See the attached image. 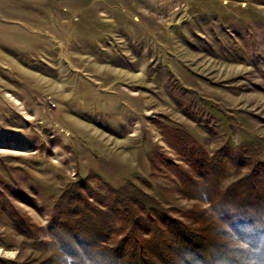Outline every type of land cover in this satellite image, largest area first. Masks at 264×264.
<instances>
[{
    "label": "rangeland",
    "instance_id": "1",
    "mask_svg": "<svg viewBox=\"0 0 264 264\" xmlns=\"http://www.w3.org/2000/svg\"><path fill=\"white\" fill-rule=\"evenodd\" d=\"M172 129L264 162V0H0V258L73 264L41 228L86 179L208 210L151 163Z\"/></svg>",
    "mask_w": 264,
    "mask_h": 264
},
{
    "label": "trees",
    "instance_id": "2",
    "mask_svg": "<svg viewBox=\"0 0 264 264\" xmlns=\"http://www.w3.org/2000/svg\"><path fill=\"white\" fill-rule=\"evenodd\" d=\"M165 135L182 163L157 155L152 165L167 166L180 194L210 208L180 213L131 182L118 189L107 185V195L95 192L89 179L74 183L41 228L73 264H221L222 253L229 264V231L252 244L264 239V162L254 145H226L210 155L181 129ZM229 170L238 179L223 189ZM16 227L32 233L35 226L19 219ZM0 264L18 263L0 258Z\"/></svg>",
    "mask_w": 264,
    "mask_h": 264
},
{
    "label": "clouds",
    "instance_id": "3",
    "mask_svg": "<svg viewBox=\"0 0 264 264\" xmlns=\"http://www.w3.org/2000/svg\"><path fill=\"white\" fill-rule=\"evenodd\" d=\"M227 259L229 264H264V239L255 244L241 238L235 231H229L227 239ZM224 254L218 258L223 264Z\"/></svg>",
    "mask_w": 264,
    "mask_h": 264
},
{
    "label": "bare ground",
    "instance_id": "4",
    "mask_svg": "<svg viewBox=\"0 0 264 264\" xmlns=\"http://www.w3.org/2000/svg\"><path fill=\"white\" fill-rule=\"evenodd\" d=\"M11 98L13 97V96H10ZM13 100H15V98H12ZM16 101V100H15ZM17 103H18V101H17Z\"/></svg>",
    "mask_w": 264,
    "mask_h": 264
}]
</instances>
